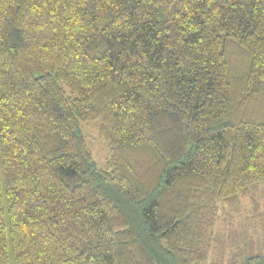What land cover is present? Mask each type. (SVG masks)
<instances>
[{"label":"trees","instance_id":"obj_1","mask_svg":"<svg viewBox=\"0 0 264 264\" xmlns=\"http://www.w3.org/2000/svg\"><path fill=\"white\" fill-rule=\"evenodd\" d=\"M263 195L264 0H0V264H264Z\"/></svg>","mask_w":264,"mask_h":264},{"label":"rangeland","instance_id":"obj_2","mask_svg":"<svg viewBox=\"0 0 264 264\" xmlns=\"http://www.w3.org/2000/svg\"><path fill=\"white\" fill-rule=\"evenodd\" d=\"M82 134L87 142V145L92 153L93 160L97 166V168L103 169L107 166V162L109 159V149L105 142L102 140V138L98 134V129H97V122H90V123H83L82 126ZM256 198L261 195L260 193L256 192L255 194ZM264 196V195H263ZM259 206L264 209V197L260 198L259 200ZM251 208L250 204V198H245L242 199L241 201V214L239 217H235V215H232L234 218L232 219V222L230 224L224 222L222 223V216H219L217 219V226L216 229L222 234V232L227 234L228 229L232 228L237 229L238 231L240 230V233L246 232L248 235L253 234L255 231L252 227H250V221H246V216L249 213V210ZM226 225V228L223 229V227ZM215 229V231H216ZM217 234V231H216ZM217 248L215 249V253L209 257L208 262L206 264H219L220 262L225 263V260L227 258V255L223 257V253L220 254L218 253L219 251V246L216 245ZM232 248V247H231ZM230 247H227L224 251V253L229 252L228 250ZM221 260V261H220Z\"/></svg>","mask_w":264,"mask_h":264}]
</instances>
